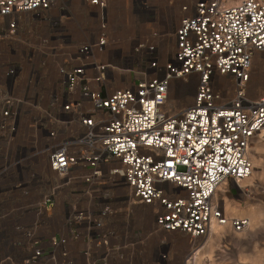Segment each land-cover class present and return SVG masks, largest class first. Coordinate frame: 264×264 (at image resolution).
Returning <instances> with one entry per match:
<instances>
[{"label":"built area","instance_id":"built-area-1","mask_svg":"<svg viewBox=\"0 0 264 264\" xmlns=\"http://www.w3.org/2000/svg\"><path fill=\"white\" fill-rule=\"evenodd\" d=\"M228 1L187 0L161 62V32L114 46L110 0H0V264H171L170 234L197 253L213 225L248 230L221 197L264 131L249 92L264 0ZM73 3L97 24L87 40ZM178 82H195L189 104Z\"/></svg>","mask_w":264,"mask_h":264},{"label":"rangeland","instance_id":"rangeland-1","mask_svg":"<svg viewBox=\"0 0 264 264\" xmlns=\"http://www.w3.org/2000/svg\"><path fill=\"white\" fill-rule=\"evenodd\" d=\"M186 1L110 0L107 17L111 40L114 42V46L117 48L120 47L123 49V53L126 54L138 37L147 36L152 31L153 33L161 32L163 38L157 45L158 56L161 62L166 61L173 52V32L181 17L180 7ZM68 10L73 19L69 26L75 40H87L89 33L93 34L94 31H97V28H95L97 24L89 16V8H83L73 3L70 4ZM54 15H57V13H54ZM145 17L151 21L149 23L151 25L143 24L142 20L146 19ZM166 35H168V38ZM110 56L111 53L109 54ZM136 77L140 78L138 75ZM260 77L264 80V60L259 56L253 64L252 79L249 84V92L253 98L264 94V85H262L261 90H254L260 83ZM178 85H183L184 97H188V100L184 101V103L188 102L189 99L191 101L195 90V82L184 84L178 82ZM227 85L229 88V84ZM126 86L127 80L124 79L122 84H115L114 88ZM224 96L226 99H229L231 94L225 92ZM172 98H175L174 92L171 93ZM255 147L256 150H254ZM250 154L256 157L261 163L255 165V168L253 167L249 177L251 178L250 184L247 188L242 190L234 189L228 194L227 199H230L232 203L234 202L233 204L237 209L238 215L228 216H230L229 218L241 219L253 215L257 217V223L252 232L248 231L243 234H234L231 230H226V241L218 242L212 249V255L217 264H238L241 255H253L254 252L262 253V261L260 264H264V131L254 138L249 156ZM138 214L142 222L141 224L144 223V228H150L151 221L149 212L147 210H140ZM168 242L171 264H191V262L185 263V261H188L195 253L193 251L194 247L198 245L202 247L204 245L203 240L192 241L191 238L178 233L170 234L168 236Z\"/></svg>","mask_w":264,"mask_h":264},{"label":"bare ground","instance_id":"bare-ground-1","mask_svg":"<svg viewBox=\"0 0 264 264\" xmlns=\"http://www.w3.org/2000/svg\"><path fill=\"white\" fill-rule=\"evenodd\" d=\"M236 2H238V0H229L228 1L229 4H235ZM166 37L168 38V35H166ZM166 40H168V39H166ZM258 57H259V55L256 56L253 64L258 59ZM263 81H264L263 78L260 77V83L258 84V86H256L254 88V90H256V89L261 90L262 85H264ZM183 96H184V90H183ZM184 98H185V100H188V97H184ZM254 150H256V147L254 148ZM250 160H251L254 168H255V165H259V163H261L258 159H256V157H254L251 154H250ZM250 180H251V178H247V179H244L241 182H239L237 190H239V189L242 190V189L247 188L250 184ZM225 188H226L225 186H221L220 190L224 191ZM227 197H228L227 194H223L221 197L224 212H225L226 216H228V215H230V216L235 215L236 216L237 215V211H236L237 209L235 208V205L233 204L234 202L232 203V201L230 199H227ZM224 198H226V199H224ZM230 216H228V217H230ZM247 219L249 220L250 225H249V228L246 232H248V231L252 232L253 228L255 227V225L257 223V217L251 215ZM225 233H226L225 228L213 225L212 230H211V234L209 235V237L207 239V243L205 244L204 248L202 249L203 251H201V252L199 251V252L195 253V255H194L195 264H217L215 259H214V256L212 255V252H213L212 249L214 248V245L216 246V244L218 242L226 241ZM241 234H243V233H241ZM261 261H262V253L254 252L253 255L252 254L251 255H241L240 256V262L238 264H260Z\"/></svg>","mask_w":264,"mask_h":264}]
</instances>
